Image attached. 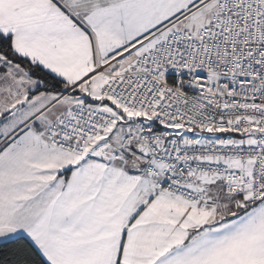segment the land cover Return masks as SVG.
Masks as SVG:
<instances>
[{
  "label": "snow or ice",
  "instance_id": "6c2138e0",
  "mask_svg": "<svg viewBox=\"0 0 264 264\" xmlns=\"http://www.w3.org/2000/svg\"><path fill=\"white\" fill-rule=\"evenodd\" d=\"M0 264H264V0H0Z\"/></svg>",
  "mask_w": 264,
  "mask_h": 264
}]
</instances>
